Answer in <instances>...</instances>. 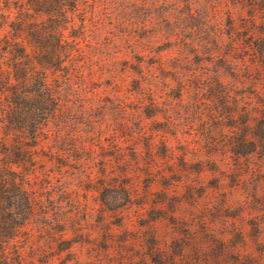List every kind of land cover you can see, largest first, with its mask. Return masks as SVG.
Listing matches in <instances>:
<instances>
[{"label":"rangeland","instance_id":"374dc122","mask_svg":"<svg viewBox=\"0 0 264 264\" xmlns=\"http://www.w3.org/2000/svg\"><path fill=\"white\" fill-rule=\"evenodd\" d=\"M25 2L0 37L28 22L55 97L29 130L0 90L3 195L32 203L10 263L264 264V0Z\"/></svg>","mask_w":264,"mask_h":264},{"label":"trees","instance_id":"16d2710c","mask_svg":"<svg viewBox=\"0 0 264 264\" xmlns=\"http://www.w3.org/2000/svg\"><path fill=\"white\" fill-rule=\"evenodd\" d=\"M25 1V3L47 12L50 18L61 17L66 13L67 6H73L77 2V0ZM23 5L18 3V7ZM4 6L9 13V5L4 4ZM1 26L6 31L0 37V44L6 50L5 56L9 61L6 62V66H2L0 69V90H5L8 97H12L7 109L8 121L18 128L32 130L37 128L38 124L50 113L47 104L51 97H55V94L47 84L45 71L37 68L34 63L26 61L27 52L22 35L28 30V22L21 17H16L14 21L8 23L10 28H7L6 25ZM48 32L53 35L60 33V25L54 23ZM2 71H5L6 74ZM28 117L31 121H27ZM16 186L19 200L14 204L12 201H8V196L3 195L7 192V187L0 183V264H12L8 259L6 246L16 230L11 221L16 222L17 219H21L19 223L22 222L32 209V203L26 190L21 184Z\"/></svg>","mask_w":264,"mask_h":264}]
</instances>
